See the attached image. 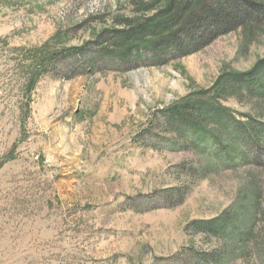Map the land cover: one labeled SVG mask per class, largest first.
I'll use <instances>...</instances> for the list:
<instances>
[{"label":"rangeland","instance_id":"obj_1","mask_svg":"<svg viewBox=\"0 0 264 264\" xmlns=\"http://www.w3.org/2000/svg\"><path fill=\"white\" fill-rule=\"evenodd\" d=\"M132 3L0 0V264H166L221 246L185 229L223 212L255 220L225 264H264V137L255 164L232 168L134 141L154 113L264 60V23L164 66L96 60L100 35L138 15ZM223 104L264 122L262 96ZM171 188L188 193L182 205L149 198Z\"/></svg>","mask_w":264,"mask_h":264},{"label":"trees","instance_id":"obj_2","mask_svg":"<svg viewBox=\"0 0 264 264\" xmlns=\"http://www.w3.org/2000/svg\"><path fill=\"white\" fill-rule=\"evenodd\" d=\"M132 4L138 15L121 18L106 37L100 35L96 60L104 59L116 66L135 63L164 66L200 52L222 36L264 23V0H133ZM68 54L69 49L52 55L51 68ZM261 76L264 77V60L248 72L220 77L211 89L190 93L154 113L134 141L155 150L197 151L220 162L224 159L223 165L228 168L246 162L255 164L254 148L264 137V122L251 116L243 121L223 100L248 93L264 98ZM154 195L169 204L166 208H175L185 202L188 193L171 188L149 198ZM129 202L125 204L126 210L132 208ZM236 222L229 212L190 222L187 232L204 236L209 244H222V247L208 250L184 247L164 261L166 264H225L228 243L246 240L255 220L251 217L240 225Z\"/></svg>","mask_w":264,"mask_h":264}]
</instances>
